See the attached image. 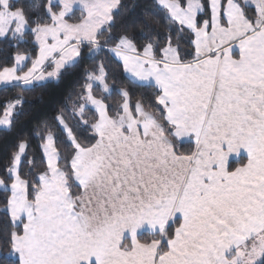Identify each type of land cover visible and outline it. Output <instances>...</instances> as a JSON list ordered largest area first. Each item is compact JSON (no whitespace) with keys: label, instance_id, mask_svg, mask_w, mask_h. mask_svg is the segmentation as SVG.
<instances>
[{"label":"snow or ice","instance_id":"1","mask_svg":"<svg viewBox=\"0 0 264 264\" xmlns=\"http://www.w3.org/2000/svg\"><path fill=\"white\" fill-rule=\"evenodd\" d=\"M124 7L0 0V133L79 69L0 164V264H264V0Z\"/></svg>","mask_w":264,"mask_h":264},{"label":"trees","instance_id":"2","mask_svg":"<svg viewBox=\"0 0 264 264\" xmlns=\"http://www.w3.org/2000/svg\"><path fill=\"white\" fill-rule=\"evenodd\" d=\"M27 5L29 0H23ZM39 2V0H36ZM125 5L120 11L118 20H132L139 17L141 11L148 6L150 0H122ZM135 4L134 10L130 11L131 6ZM14 50L0 45V61L12 54ZM86 61L84 64L91 63ZM79 77V69L65 74L59 84H48L45 87H34L30 92L23 93L25 103L22 114L17 117L16 128L11 135L0 133V164H3L8 156L11 146L15 142V134H29L37 123L50 118L55 111L66 102L67 95L72 91ZM19 90L8 93H0V101L8 97L15 96ZM35 147V142H33Z\"/></svg>","mask_w":264,"mask_h":264}]
</instances>
